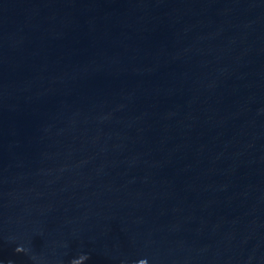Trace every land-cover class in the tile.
Wrapping results in <instances>:
<instances>
[{
	"label": "water",
	"instance_id": "water-1",
	"mask_svg": "<svg viewBox=\"0 0 264 264\" xmlns=\"http://www.w3.org/2000/svg\"><path fill=\"white\" fill-rule=\"evenodd\" d=\"M0 264H264V0H0Z\"/></svg>",
	"mask_w": 264,
	"mask_h": 264
}]
</instances>
